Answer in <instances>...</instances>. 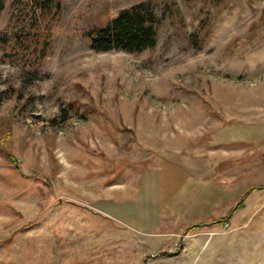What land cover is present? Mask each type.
Listing matches in <instances>:
<instances>
[{"label":"rangeland","instance_id":"374dc122","mask_svg":"<svg viewBox=\"0 0 264 264\" xmlns=\"http://www.w3.org/2000/svg\"><path fill=\"white\" fill-rule=\"evenodd\" d=\"M137 6L154 48H91ZM8 133L0 264H264V0H5Z\"/></svg>","mask_w":264,"mask_h":264},{"label":"trees","instance_id":"16d2710c","mask_svg":"<svg viewBox=\"0 0 264 264\" xmlns=\"http://www.w3.org/2000/svg\"><path fill=\"white\" fill-rule=\"evenodd\" d=\"M4 1L0 0V14L4 10ZM176 11V10H173ZM157 16L153 8L137 6L126 9L107 22L105 25L96 26L87 32L91 48L97 52L124 51L128 53H139L152 49L157 43ZM75 105L70 104L71 109ZM66 115L67 110H63ZM68 119L65 116L64 121ZM11 134L0 144V152L5 153L7 159L18 162L14 155L7 150ZM228 220L225 218L223 221Z\"/></svg>","mask_w":264,"mask_h":264},{"label":"water","instance_id":"95a60500","mask_svg":"<svg viewBox=\"0 0 264 264\" xmlns=\"http://www.w3.org/2000/svg\"><path fill=\"white\" fill-rule=\"evenodd\" d=\"M237 207V206H236Z\"/></svg>","mask_w":264,"mask_h":264}]
</instances>
